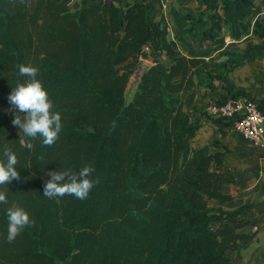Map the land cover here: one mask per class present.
Instances as JSON below:
<instances>
[{"label":"trees","instance_id":"trees-1","mask_svg":"<svg viewBox=\"0 0 264 264\" xmlns=\"http://www.w3.org/2000/svg\"><path fill=\"white\" fill-rule=\"evenodd\" d=\"M73 1L0 0V159L11 149L20 174L0 191L35 222L9 243V205L0 204V264H235L229 251L239 252L255 234L241 232L250 222L209 207L210 200H231L222 187L235 176L221 172L224 153L192 147L198 127L184 112L186 93L214 90L209 62L183 58L166 21L150 24L145 0H83L77 11ZM202 1L207 11L191 19L203 25V41L221 49L226 27L232 46L245 43L243 55L229 56L230 66L264 59V22L251 23V0ZM145 61L151 66L128 101ZM22 63L38 69L61 114L52 146L25 138L29 150L10 122L11 86L26 79L18 76ZM241 96L258 103L242 91L229 98ZM85 165L95 169L87 199L43 195L47 172Z\"/></svg>","mask_w":264,"mask_h":264},{"label":"crops","instance_id":"crops-1","mask_svg":"<svg viewBox=\"0 0 264 264\" xmlns=\"http://www.w3.org/2000/svg\"><path fill=\"white\" fill-rule=\"evenodd\" d=\"M251 1L255 7L251 23L253 24L257 18L264 22V0ZM82 2L83 0H74L73 10H79ZM124 2L135 4L141 3L142 0ZM161 2L145 0L150 9L149 22L152 27H156L164 19L169 26V40L177 43L181 56L185 59L204 58L211 66V74L216 76L212 81L213 91L197 87L183 96L184 112L187 113L190 122L198 127L192 147L194 149L210 147L224 153L225 167L221 172H231L236 180L235 184L227 183L222 187V194L231 197V200L226 202L210 200L209 207L216 213L237 215V219L250 222V225L241 232L255 234L253 240L239 252L229 251L235 264H264V147L249 144L209 111L212 105L226 101L231 93L242 91L260 103L264 112V59L255 62L244 61L230 66L229 56L232 58L234 53L243 55L245 43L232 46L234 41L226 27L222 32L225 44L221 49H217L216 44L210 40L203 41V25L195 27L194 20L191 19L207 11L202 0ZM220 13L223 14L222 5ZM150 47L154 49L156 44L152 42ZM163 61L168 65L171 63L166 55L163 56ZM134 82L135 93L139 83L136 80ZM254 227H257L255 232Z\"/></svg>","mask_w":264,"mask_h":264},{"label":"clouds","instance_id":"clouds-1","mask_svg":"<svg viewBox=\"0 0 264 264\" xmlns=\"http://www.w3.org/2000/svg\"><path fill=\"white\" fill-rule=\"evenodd\" d=\"M19 77H25L22 82L17 80L12 87L8 97L14 110L13 125L22 129L20 132V144L29 150L33 148L31 142L25 138H40L42 146H52L58 139L62 130V118L59 112L53 111L54 105L49 98L48 92L42 80L38 79V69L29 64L18 65ZM21 113H26L22 117ZM17 155L5 147L3 158L0 159V186L9 185L13 180H19L20 174L17 171ZM95 169L91 165H85L78 172L70 168L65 170L49 171L45 175L50 177L44 184L43 195L48 199L62 198L65 195L74 196L77 199H87L94 181L90 179ZM0 204L9 205L4 191H0ZM8 221L7 241L13 242L21 231L34 221L29 213L18 203H11L6 209Z\"/></svg>","mask_w":264,"mask_h":264},{"label":"built area","instance_id":"built-area-1","mask_svg":"<svg viewBox=\"0 0 264 264\" xmlns=\"http://www.w3.org/2000/svg\"><path fill=\"white\" fill-rule=\"evenodd\" d=\"M209 111L218 119L231 120V130L249 144L264 147V113L257 103L248 98H231L222 105H212ZM253 229L257 231V227Z\"/></svg>","mask_w":264,"mask_h":264},{"label":"rangeland","instance_id":"rangeland-1","mask_svg":"<svg viewBox=\"0 0 264 264\" xmlns=\"http://www.w3.org/2000/svg\"><path fill=\"white\" fill-rule=\"evenodd\" d=\"M145 64L147 65V67L151 66L150 62H146ZM134 81H135V79H134V76H133V78L131 80V83L128 86V92H127L128 101H130V99H132V95L134 93V83H135ZM9 118H10V122L12 123V121L14 119V112L13 111L9 112Z\"/></svg>","mask_w":264,"mask_h":264},{"label":"water","instance_id":"water-1","mask_svg":"<svg viewBox=\"0 0 264 264\" xmlns=\"http://www.w3.org/2000/svg\"><path fill=\"white\" fill-rule=\"evenodd\" d=\"M147 68L148 67L146 65H144V64L139 66L137 72L134 75V79L136 81H138V83H140V80H141L143 74L145 73V71L147 70Z\"/></svg>","mask_w":264,"mask_h":264}]
</instances>
